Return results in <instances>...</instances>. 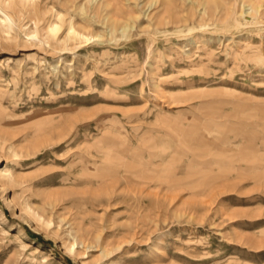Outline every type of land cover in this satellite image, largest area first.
I'll use <instances>...</instances> for the list:
<instances>
[{"label":"rangeland","instance_id":"rangeland-1","mask_svg":"<svg viewBox=\"0 0 264 264\" xmlns=\"http://www.w3.org/2000/svg\"><path fill=\"white\" fill-rule=\"evenodd\" d=\"M0 169V264H264V0H0Z\"/></svg>","mask_w":264,"mask_h":264},{"label":"bare ground","instance_id":"bare-ground-1","mask_svg":"<svg viewBox=\"0 0 264 264\" xmlns=\"http://www.w3.org/2000/svg\"><path fill=\"white\" fill-rule=\"evenodd\" d=\"M10 1H11V0H10ZM20 1L24 3V2H27L28 0H20ZM4 2H7V0H4ZM214 2H215V0H214ZM249 7L252 8V10H255V12H257V10L259 9L260 6H259V5H257V6H252V5L249 4ZM249 10H250V9H249ZM249 10H248V11H249ZM245 13H248V14H249V12H245ZM245 17H246V16H245ZM246 18H247V17H246ZM58 28H59V27H58L57 25H52V26H50V31H51L53 34H54V33L56 34ZM71 29H72V28H71ZM69 31H71V30H69ZM71 33L73 34V37H76V36L80 35V34L76 33L75 31H72ZM71 33H70L69 35L72 36ZM126 172H127V171H126ZM128 172H129V171H128ZM4 173H5V172H3L2 169H0V176H1L2 174H4ZM130 173H131V171H130ZM132 173H133V172H132ZM4 175H6V173H5ZM12 175H13V174H11V172H9V173L7 172V175L4 176V178L6 177V178L9 180L10 178H13ZM3 181H4V180H3ZM3 181H2V179L0 178V184H1ZM9 182L11 183L12 181H9ZM51 205H53V204H51ZM21 214H22V213H21ZM76 243H77V240H74L72 243L69 244V246H68L67 249H68L69 251L72 252V251H73V248H75V247H74V244H76ZM26 246H29V245H26ZM74 251H75V249H74ZM71 254H73V253H71Z\"/></svg>","mask_w":264,"mask_h":264}]
</instances>
